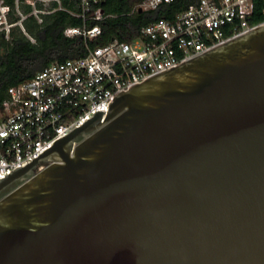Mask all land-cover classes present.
<instances>
[{
  "label": "water",
  "instance_id": "water-1",
  "mask_svg": "<svg viewBox=\"0 0 264 264\" xmlns=\"http://www.w3.org/2000/svg\"><path fill=\"white\" fill-rule=\"evenodd\" d=\"M103 113L0 178V264H264V23Z\"/></svg>",
  "mask_w": 264,
  "mask_h": 264
},
{
  "label": "built area",
  "instance_id": "built-area-1",
  "mask_svg": "<svg viewBox=\"0 0 264 264\" xmlns=\"http://www.w3.org/2000/svg\"><path fill=\"white\" fill-rule=\"evenodd\" d=\"M103 1L0 0V33L10 38L20 28L35 41L24 21L33 16L43 25L46 15L66 10L83 21L64 33L93 39L101 26L88 27V21L108 15ZM171 1L139 0L132 11ZM263 23L264 0H195L172 17L143 25L130 40L115 37L10 85L0 105V178L31 162L98 109L106 115L120 91Z\"/></svg>",
  "mask_w": 264,
  "mask_h": 264
},
{
  "label": "trees",
  "instance_id": "trees-1",
  "mask_svg": "<svg viewBox=\"0 0 264 264\" xmlns=\"http://www.w3.org/2000/svg\"><path fill=\"white\" fill-rule=\"evenodd\" d=\"M137 1L139 0L101 2L108 15L101 20L88 21V27H93L96 23L101 26V33L93 39H86L82 34L71 37L64 33L67 26H77L83 21L66 10L46 15L43 25L37 23L33 16L28 17L24 23L28 32L35 37V41L20 28L14 29L10 38L0 33V105L10 85L33 76L38 70L55 61L84 56L89 47L115 37L130 40L138 34L143 25L161 17H172L182 7L195 0H173L161 3L156 9L132 11ZM254 18L258 19L260 16Z\"/></svg>",
  "mask_w": 264,
  "mask_h": 264
}]
</instances>
